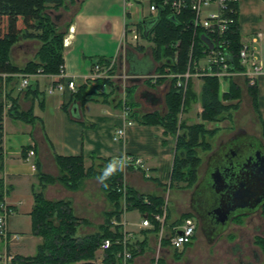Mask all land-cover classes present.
<instances>
[{
    "label": "crops",
    "instance_id": "1",
    "mask_svg": "<svg viewBox=\"0 0 264 264\" xmlns=\"http://www.w3.org/2000/svg\"><path fill=\"white\" fill-rule=\"evenodd\" d=\"M62 7L67 14L56 9L57 12L51 15L64 32V37L68 36L70 39L69 45L64 46L63 50L65 69L68 74L75 76L78 87L82 84L86 85L87 92L94 98L80 104L73 100L75 90L71 88L66 87L62 91L48 92L47 88L50 83L59 79L58 73L33 74L30 76V88L26 89H20L21 78L18 75L10 82L3 83L4 90L11 92V96L17 101L20 109L32 108L37 116L33 122L15 118L8 111L3 116L4 170L2 176L7 189L4 202L11 209L8 230L10 234H18L17 238L5 244L3 251L13 256L16 254L33 255L38 243L42 240L41 236L32 233L30 214L34 204L33 190L38 183L39 168L35 161H40V170L43 172L58 175L59 168L54 152L61 155L83 154L86 166L93 162L91 155L111 159L125 154L139 156L148 168L149 176L145 168L132 166L123 168L125 184L143 194L160 195L164 199L171 195L170 173L175 155L176 135L161 124H145L139 122L136 117H128L132 112H135L134 116H136L147 111L164 110V94L168 84L162 82L153 87L144 82L147 76L156 71V63L150 46L146 44L148 40L137 30V24L145 17L152 15L149 12L148 1L67 0L60 8ZM238 8L241 41L249 44L254 32L257 30L264 32V0H240ZM134 30L139 33L137 38L134 37ZM34 42L31 39L22 40L15 45L12 51V61L21 66L31 59L36 50ZM262 55L264 58V42L262 43ZM96 61L102 64L113 61V75L107 79L102 78L101 82L98 80L92 83L84 82V74ZM236 78L238 83L240 79L246 81L242 76ZM1 79L5 81L6 76L2 75ZM193 79L199 82L197 89L194 88L198 93L203 80L193 77L190 79L192 83ZM112 80L115 81L117 87L113 85ZM255 83L257 85V110L249 95L251 106L247 121L252 129H247L246 126V128L243 127L244 125L240 128L262 139L264 74L259 75ZM122 86L123 93L120 91ZM126 88L133 89L130 97L127 95ZM105 97L106 99L103 100ZM6 100L9 99L6 98ZM125 100L130 104L128 105L130 111L127 114L124 111ZM197 107L198 118L193 119L194 114L191 110H186L185 114L183 110L180 113V119L186 123L205 122L201 117L202 107L198 102ZM224 122L225 120L208 122V127L218 126L220 128L217 134L219 140L210 154L217 149L221 141L227 140L240 129L231 127V132H226L225 129L228 128L221 127ZM121 126L124 127L125 136L123 139H115V129ZM30 150H34L33 155L29 154ZM200 165L202 169L200 170L199 167V175L200 173L201 175L197 183L203 179V169L207 163L202 160ZM195 186L193 189L177 188L180 191L179 195H176L177 200L184 202L183 200L187 197L189 202L187 206H184V203L180 206L178 211L180 216L189 212L191 216L197 217L190 206L191 194ZM43 192L48 199H71L75 214L95 224L103 221L104 212L111 208V203L101 189V183L95 177L88 178L78 190H71L62 183L55 182L46 185ZM169 216L168 213L166 233H169L174 225L179 224L176 220L168 222ZM145 217L146 215L143 214L142 219ZM123 218L124 220L120 221L121 225L126 232L131 234L132 243L143 244L145 248L149 242L148 244H156L160 248L158 242L160 229L156 230L157 221L152 216H149L150 225L148 226H144L141 219L139 231L127 228L126 219ZM198 225L199 221L193 237L203 233L200 232L201 229L197 232ZM248 225L254 230L258 228L252 222H248ZM79 229L80 233H86L82 231V226ZM218 237L212 241L205 239L211 247ZM241 240V236H238L234 242L230 241L231 245L229 248L226 247L223 256L222 250L218 249V251L214 248V256L206 258L203 264H257L260 262L257 245L252 242L249 248L251 253H248L249 257H246L247 253L243 254L239 247ZM187 244L183 248L174 249L185 251ZM27 250H30V253H27ZM140 255L142 254L135 255L128 261L129 264L145 263V257L142 258ZM103 256L104 251L97 249L96 262L100 263Z\"/></svg>",
    "mask_w": 264,
    "mask_h": 264
},
{
    "label": "trees",
    "instance_id": "2",
    "mask_svg": "<svg viewBox=\"0 0 264 264\" xmlns=\"http://www.w3.org/2000/svg\"><path fill=\"white\" fill-rule=\"evenodd\" d=\"M67 0H0V212L1 203L7 192L2 176L3 162V116L5 110V96L11 105L8 113L18 119L33 122L37 116L33 109L22 110L11 92L4 90L3 83H8L19 74H56L64 62V32L54 20L52 9H59ZM157 3V13L145 17L137 24V30L144 38L152 42L150 48L156 63V71L161 73L156 82L168 84L164 94V110H152L128 117L145 124H161L177 137L175 155L170 173V186L191 187L198 181V168L201 156L198 149H209L207 135L216 132L208 129L204 122L186 123L180 119V113L192 102L201 103V117L205 121L231 119L232 113L239 107L241 100V86L231 77L226 88L222 89L216 75H203V83L197 93L188 82L185 93L177 86L178 73L188 68L196 70L197 62L204 56L207 33L203 28H195L192 22L193 12L187 8L180 13H174L169 5L162 0ZM236 4L230 3L227 15L235 18V24L227 33L230 49L231 69L242 70L239 50L242 47L239 31L238 12ZM39 41L34 58L24 65H17L12 61V51L22 40ZM137 49H140L137 47ZM100 62V61H98ZM172 74L166 76V74ZM165 76H164V75ZM174 74V75H173ZM2 75L6 76L3 81ZM107 79V78H104ZM99 82L102 78L98 79ZM104 81V80H103ZM247 83V91L255 110H257V85ZM30 88V85L28 86ZM130 97L132 88H126ZM94 98L87 92V86L82 84L73 93V100L83 104ZM106 97L103 99L105 100ZM133 104L132 102H130ZM125 104L129 102L125 100ZM264 138V125H263ZM93 162L86 166L83 154L61 155L54 152V158L59 168L58 175H52L40 170V161L35 163L39 168L38 183L33 190L34 204L30 211L32 218V233L42 237L33 255H14L11 264H117L120 257L117 253L122 249L123 228L120 224H112V219H120L125 210L137 208L143 214L151 216L161 211L164 198L160 195L143 194L131 186L126 185V192L119 190L124 184L123 170H117L106 181L107 187L101 183V189L111 203V208L104 212V222L99 224L98 230L90 233H79L82 224H90L87 218L75 214L71 199H48L44 195V188L50 183L60 182L71 190H78L87 178H98L104 171V164L115 163V159L100 158L91 155ZM116 164V163H115ZM118 166V165H117ZM264 218V205L261 208ZM191 213L182 214L176 221L181 222ZM239 221V220H238ZM156 230L160 224L156 222ZM109 238L112 245L105 250L100 263L96 262V251L102 240ZM162 244H170L169 237L163 236ZM254 243L259 245L264 254V236L254 237ZM3 243L0 240V250ZM133 255H138L144 249L143 244L130 243ZM159 263V260L158 262ZM261 264H264V259Z\"/></svg>",
    "mask_w": 264,
    "mask_h": 264
},
{
    "label": "built area",
    "instance_id": "3",
    "mask_svg": "<svg viewBox=\"0 0 264 264\" xmlns=\"http://www.w3.org/2000/svg\"><path fill=\"white\" fill-rule=\"evenodd\" d=\"M149 3V12L151 14L157 13V3L153 0H147ZM163 4L169 5L174 13H180L183 10L189 8L192 10L194 16L192 19L195 28H203L207 33L206 47L203 48L204 56L197 62L196 70L192 71L189 68L183 72L178 73L176 76L177 86L183 89L185 93L188 82L191 78L197 77L202 79L205 74L216 75L219 78L220 85L222 89L226 88L228 79L238 76L244 77L248 80L249 84H255L256 79L259 75L264 74V58L262 55V43L264 42V32L257 30L251 35L250 43H243L239 50L240 64L243 66L242 70L231 69L230 63V49H229V39L227 38V33L231 27L235 24V18L227 15L226 11L230 3L236 4L235 11L238 12L239 1L240 0H162ZM212 7L210 10L205 8ZM139 35L137 30H134V37L137 38ZM70 39L65 36L63 39L64 46L69 45ZM203 61V63H201ZM113 68V61L107 64H102L101 62H94L88 68V71L84 74V82H95L99 78H109L110 71ZM40 73V70H38ZM33 74H22L20 79V88L26 89L30 85V76ZM161 74L153 73L146 78H151L154 82ZM174 75V74H173ZM59 79L51 82L47 88L48 92H54L55 90H64L66 87L76 90L78 88L77 81L73 74H68L64 63L60 67L58 72ZM203 80V79H202ZM11 103H5L4 113L10 108ZM127 114L130 111V107L125 104L124 108ZM125 136L124 127H118L115 129L114 137L115 139H123ZM30 155L34 154V150L29 151ZM116 165L126 164L125 167H135V168H145L148 173V168L145 167L144 161L141 157L125 154L123 156L117 157L115 159ZM149 176V175H148ZM123 192H126V184L124 182L123 186L119 188ZM11 214V209L5 204L1 203L0 212V238H3L5 244L9 240L18 237V234H10L8 230V218ZM168 215V208L166 205H162L161 211L153 213L151 216L160 224V240L163 236L169 237L170 246L175 249H180L189 243L193 236L195 235L198 220L194 216H187L182 219V221L174 225L169 233H166V219ZM113 225L119 224V220L114 218L112 220ZM142 224L144 226L150 225L149 216L146 215L142 219ZM123 238L121 240L122 249L117 253V255L127 263L133 259L134 255L130 248L131 234L123 230ZM112 245V240L105 238L102 240L98 249L104 251L109 249ZM13 255L7 253L6 251L0 253V263L1 264H11Z\"/></svg>",
    "mask_w": 264,
    "mask_h": 264
},
{
    "label": "rangeland",
    "instance_id": "4",
    "mask_svg": "<svg viewBox=\"0 0 264 264\" xmlns=\"http://www.w3.org/2000/svg\"><path fill=\"white\" fill-rule=\"evenodd\" d=\"M205 9L208 11V10L212 9V7L205 8ZM58 10L60 12L61 11L64 12V14H67L66 11L63 10V7L58 9ZM49 11L53 14H55L57 12L56 9H52V8ZM34 43H35L34 49L37 50L38 45H39V41H35ZM146 44H147V46H150V48H151L152 42H150L148 40V42H146ZM36 50H35V53H36ZM35 53H34V56H35ZM34 56L32 58H34ZM155 73L158 74L159 72L155 71ZM159 74H161V73H159ZM21 75L22 74H19L18 76L21 78ZM112 75H113V72L110 71V77ZM171 75L172 74H170V73L166 74V76H171ZM236 80H237V78H236ZM239 81H240L239 85L241 86V93H242L240 104H239V107L233 111L231 119H229V118L223 119V120H225V122L222 123L221 127L228 128V129H225L226 132H231V127L233 129H237L238 127L239 128L242 127V125H244L243 127L246 126L247 129L248 128L252 129L251 124H248V122H247L249 119L248 115H249L250 106H251L250 105V96H249L250 94L246 90V87H247L246 81H244V79H240ZM112 82L114 83L113 85L116 86L115 81L112 80ZM144 82L147 85L154 87L155 85L162 83L163 81L162 82H156V81L154 82V80H152L151 78H145ZM198 83L199 82L197 79H193L192 85L194 88L197 89ZM124 87H125V84H124ZM120 91L123 93V86L121 87ZM8 102H10V100H6V98H5V103H8ZM197 102L200 103L199 100H196V101L192 102L188 107H186L184 110V114L187 111L191 110L192 113L194 114L193 119L198 118ZM200 105H201V103H200ZM223 120H215V121H223ZM208 122H212V121H205L204 124L206 125V127L208 129L216 130V132L214 134L206 136V140L210 143L211 146L209 149H206V150L201 149V148L198 149V152L201 156V161L205 160V163H207V166L205 167V169H203V173H204L203 179L199 184V188H198L197 193L199 196L208 197V199L210 201L209 205L205 204V206L202 209L206 219L204 220L203 223H201V221H199V225H198L197 232L201 229L202 231L200 230V232H203V233H199L197 236L193 237L192 240L190 241V243L187 244L185 251L184 250H182V251L175 250L173 247L170 246V244H162V242H160V240L158 241L160 244V248L158 246H156V244H148L149 242H147L146 247L143 249V251L141 253H139V254H142V255H140L142 258L145 257L144 260L146 261L145 263H141V264H203L205 262L206 258L208 259V258H210V257L212 258L214 256V254H215V251H213L214 248H216L217 250L218 249L222 250L221 254L223 256V253L226 252V247L228 246V248H229V246L231 245L230 241L234 242V240L238 236H241V238H242L240 245H239L241 252H243V254L247 253L245 256L249 257L248 253H251L249 248L252 245V242H254V237L258 236V235L264 236V218L261 215V210H259L255 214L251 215L250 217H241V216L234 217V221L239 220V223H240L239 226L237 225L236 227H234L235 223H232L229 228H227L225 231H223L219 235L218 239L215 241V243L213 245H211V247L208 245V243L206 241V239H208L209 236H211V232L213 233V231H212L213 230V223H212L211 217L208 214V211L213 207V203H214L213 200L215 199V195H214L215 193L210 188V182H211L210 181V172L212 170L213 164L210 163V161L208 162L209 157L207 159H205V158L207 157L208 154H210V152L213 150V148L217 144V142L219 140V136L217 134H218V130L220 129L218 126L208 127V125H209ZM252 135H255V134L253 133ZM262 139L264 141V138H262ZM233 146H234V141H229L225 145L221 146L219 151L216 153V155L218 156V159L223 158L224 153H226L230 149H232ZM103 166H104V169L106 170V167L108 166V164L103 163ZM199 167L201 170L202 165H199ZM200 175H201V173H200ZM200 175H199V168H198V179L200 178ZM87 179L84 180L83 185ZM195 185H193L191 187H186L184 189H193V187ZM177 188H182V187L173 186L171 189V195H168V198L166 199V197H165V199H164L163 205L167 206L168 213L170 215L168 222L173 221V220H177L180 217L178 211H179L180 206H182V203H184L183 204L184 206H187L189 203L187 200V197L183 200L184 202H182V200H177L178 199L177 196L179 195V192H180ZM123 213L119 219V224L121 225L120 221H123L124 220L123 217H125L127 228H129L130 230H133V231H139L140 230L139 224L141 222L143 213L137 208L125 210ZM79 217H81V216H79ZM93 222H95V221H93ZM101 222L102 223L104 222V218H103V221H101ZM101 222L98 224H95L92 222H90V224H87V223L82 224V231L84 230L86 233L95 232L98 230V226H99V224H101ZM248 222H252L253 225L256 224L258 226V228H256V230L251 229L250 225L247 226ZM258 222H260L261 224H259ZM88 225H90V226H88ZM122 228H123V226H122ZM123 230H124V228H123ZM79 233H80V231H79ZM0 240L2 241L3 247H4L5 242H4L3 238H0ZM3 247L0 250V253L4 252ZM163 247H167V248L164 249ZM239 247H238V245H236V249H238ZM256 248H258L257 250L260 253L259 259H261L260 262H258L257 264H261L263 259H264V254H263L262 249L259 245H257ZM32 249H33V245H32ZM34 249H35V247H34ZM27 253H30V250H27ZM158 260H159V263H157ZM117 264H129V262L125 263L120 258V260L118 261ZM205 264H209V263H205Z\"/></svg>",
    "mask_w": 264,
    "mask_h": 264
},
{
    "label": "water",
    "instance_id": "5",
    "mask_svg": "<svg viewBox=\"0 0 264 264\" xmlns=\"http://www.w3.org/2000/svg\"><path fill=\"white\" fill-rule=\"evenodd\" d=\"M229 141H234L233 148L218 159L216 153ZM209 161L213 164L210 188L215 193L213 207L208 211L213 223L208 240L212 241L229 227L234 217L254 213L264 205V142L240 128L219 143ZM200 182L191 194L190 206L203 223L206 217L202 209L210 201L198 195Z\"/></svg>",
    "mask_w": 264,
    "mask_h": 264
},
{
    "label": "clouds",
    "instance_id": "6",
    "mask_svg": "<svg viewBox=\"0 0 264 264\" xmlns=\"http://www.w3.org/2000/svg\"><path fill=\"white\" fill-rule=\"evenodd\" d=\"M126 164H121L117 166L115 163H109L106 167V170L98 177L100 183H102L105 187H107L106 181L110 178L112 174H114L117 170H122Z\"/></svg>",
    "mask_w": 264,
    "mask_h": 264
},
{
    "label": "flooded vegetation",
    "instance_id": "7",
    "mask_svg": "<svg viewBox=\"0 0 264 264\" xmlns=\"http://www.w3.org/2000/svg\"><path fill=\"white\" fill-rule=\"evenodd\" d=\"M261 208H262V206H261ZM261 208H260L259 210H261ZM256 212H257V211H256ZM256 212H254V213H256ZM254 213H249V214H244V215H239V216H241V217H248V216L253 215ZM239 216H238V217H239ZM197 220L200 221L198 217H197ZM231 223H235L234 225L237 226V225L239 224V221H234V218H233V220H232ZM231 223H230V224H231Z\"/></svg>",
    "mask_w": 264,
    "mask_h": 264
}]
</instances>
